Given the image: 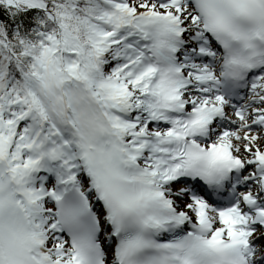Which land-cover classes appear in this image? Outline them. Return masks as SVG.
I'll return each instance as SVG.
<instances>
[{
  "label": "snow or ice",
  "instance_id": "snow-or-ice-1",
  "mask_svg": "<svg viewBox=\"0 0 264 264\" xmlns=\"http://www.w3.org/2000/svg\"><path fill=\"white\" fill-rule=\"evenodd\" d=\"M0 264H264V0H0Z\"/></svg>",
  "mask_w": 264,
  "mask_h": 264
}]
</instances>
